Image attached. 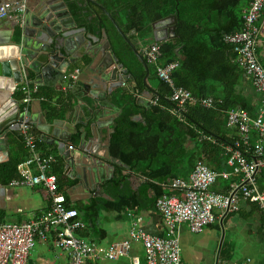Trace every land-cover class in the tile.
I'll return each instance as SVG.
<instances>
[{
	"label": "crops",
	"instance_id": "1",
	"mask_svg": "<svg viewBox=\"0 0 264 264\" xmlns=\"http://www.w3.org/2000/svg\"><path fill=\"white\" fill-rule=\"evenodd\" d=\"M8 1L10 0H6L5 2ZM28 1L30 6L32 0ZM230 7L232 6L229 3H224L222 12H214L215 18L218 21H225L229 14ZM246 9L247 8H245V11ZM72 13L75 16L76 21L81 23L77 13L75 11H72ZM17 24L19 25V30L24 34L25 27L23 28L18 22ZM92 34L93 33H90L88 29L85 33H82L85 37L91 36ZM162 38L166 39L163 35ZM143 42L144 41L139 38L137 44L143 46ZM261 44L263 43H260L259 50H261L263 54L260 56V59L264 62V47H262ZM138 45L136 46L138 47ZM146 46H143L142 48ZM121 56H124V53ZM122 60L124 59L122 58ZM84 69L88 70L87 66L80 67L76 63L71 67L72 71H67L64 81L72 83L76 88V84H73V76L75 74L79 75ZM37 79L38 78L31 79L27 77L26 74L24 78L16 79L18 87H25L30 83V88H32V90L24 92V98L20 99L19 97V99L22 103L23 110L33 115V121L28 127L10 133L9 149L7 150L9 155L4 156L0 154V163L6 162L12 152L17 150L15 142L18 135L24 136L26 150L28 151V157L30 158H42L41 156L46 152L56 151L55 154L61 157L65 165L64 177L60 179L62 182L60 190L65 193L60 192L58 178L55 175H52L57 179L58 193H60L59 195H64L66 197L68 208L79 210L80 217L78 220L84 223L85 228L76 230L75 236L82 238L90 244L96 246H108L114 241L126 240L133 220H138L142 228L149 235L156 238L167 237L169 228L165 216L157 206L158 200L169 194L178 195L184 198L186 195L185 191H183L182 188H172L173 182L181 180L185 181V183H190L195 168L199 164L205 166L209 163L213 164L215 156L218 155L212 154L211 157L207 158V156L200 155L197 151H192L191 156L194 158V163L190 169L185 171V176L174 179H145L141 175L136 174L137 172L133 171L131 167L113 157L109 150L110 139L115 132V129H113L115 120L123 113L119 97L120 89L131 88V83L133 81L130 83L126 80L121 82L120 87H117L111 95H108L107 100L103 98L104 94L99 92L104 103L110 107L108 108V112L105 113L102 106H100L99 101L90 97H85L83 100H80L70 93H68V99L64 100L62 98L63 94L61 91H57L56 88L47 86L44 83L43 86L37 82H34V84L33 81H37ZM149 84L157 94H160L157 85L154 82H149ZM35 87L38 88L37 90H39L42 95H37L38 91ZM76 90H78V88H76ZM143 94L144 91L142 93H136L138 115L133 117V121L140 122L141 124L146 123L145 116L142 112L147 113L153 106H156V99H158V96H153L152 99H149L143 97ZM12 96L15 97V95ZM27 98L29 99L28 103L25 102ZM263 98L262 94L258 95L256 92L254 103L257 108L263 104ZM58 99H60L61 107L65 102H70L72 104V109L67 110L57 108L59 104V101H57ZM139 101H141V104L138 103ZM109 103L114 105L115 108L114 106H110ZM172 106L174 108V105ZM53 114L55 116L52 117L51 115ZM109 114H112V116L108 118L107 116ZM172 114L177 117L173 113V110ZM55 121L62 122L64 125L72 124L69 128L72 130L75 129L72 140L74 146H79L81 144L82 137L85 134L88 139L93 138V125L98 124L101 126L100 133H97L99 152L101 156L106 159L107 163L109 160H113L125 165L122 166V164H120L121 168L124 169V172L129 175L130 187H128V189L136 192L134 194L136 195L135 200L130 202V205H132L133 208L122 207L118 210L119 212L104 210L102 202L104 199L112 200L111 193L113 192L108 194L107 188V197L105 198L102 196L103 192H100V184L98 183V181H100L99 177L88 182V185L95 186V188L89 189V187L85 186L86 184H82L80 172L75 170L74 167H71V171L68 173V165L61 155L59 147L52 143L53 136H45L39 129V127H43L45 122H48L49 129H52V125ZM180 122L182 121L180 120ZM59 127L64 126L62 125ZM57 128L58 127H56V130ZM31 130L38 132V136L34 135ZM95 132H97V130H95ZM26 136L35 138L34 147L27 145ZM78 136L79 139H77ZM182 136L185 137L184 135ZM39 141H43L44 144L40 149L38 147ZM70 145H72V143ZM193 145L194 143L192 140L188 139L186 141V146L189 148H192ZM50 155H52L54 161H56L55 155ZM94 159L87 160H91V162L93 161L95 166H97V162ZM96 159L98 162L101 161L100 157H96ZM25 160L18 166L17 178H14L7 184H0V211H2L1 218L3 220L0 225L6 223L19 226L26 224L32 221L36 215L44 214L52 207V201H48L47 199L49 193L45 186L13 185V183H20L22 181L20 168ZM166 161V159H162V162ZM117 167L119 166H116V170ZM225 167L226 166L223 165L220 168ZM210 169L212 168L210 167ZM212 170L225 174V176L215 183L213 188L219 194L234 196L238 200L239 210H217L216 222L207 226L202 233L193 232L188 223H179L176 228V236L179 239L182 248L183 264H245L247 260H250L252 264H264V214L256 204L250 203L249 200L244 197L242 193V185L244 184V182H242L243 175L234 174L232 171H221V169ZM46 172L49 173V170L46 169ZM116 174V171L112 173L111 177L106 182L108 185H110L109 182L112 181ZM252 179L253 185H255L258 190H264V165L253 174ZM145 184L148 186L149 184L153 185L148 187ZM156 187L161 188L162 192ZM23 188L30 189L17 190ZM92 192L96 199H91L89 197V194ZM56 241V231H51L46 241L37 240L34 251L29 259V264H69L71 259L69 253L62 257L60 255L59 258L53 257V253L56 250ZM143 252L144 249L142 245L136 243L131 250L130 256L123 257L117 261L100 259L97 261V264H132L131 255H142Z\"/></svg>",
	"mask_w": 264,
	"mask_h": 264
},
{
	"label": "trees",
	"instance_id": "2",
	"mask_svg": "<svg viewBox=\"0 0 264 264\" xmlns=\"http://www.w3.org/2000/svg\"><path fill=\"white\" fill-rule=\"evenodd\" d=\"M224 3H229L232 7L229 9L227 19L218 21L214 12H222ZM119 5L120 11L126 16H121V20L117 22L125 33L134 28L141 30L144 26L142 19L146 17L151 16L155 20L157 17L178 16L180 37L173 41H163L161 64L179 62L180 67L173 74L175 85L188 89L195 96L212 97L215 102L211 108L199 104L188 105L185 120L180 122L172 114L171 89L159 79L157 69L150 64L151 75L148 82H154L160 94L156 99V106L147 113L142 112L146 123L133 121V117L138 115L136 93L145 90L146 70L106 17L102 22L107 33L110 37H118L122 41L123 61L135 77L131 88L120 89L119 92L123 113L113 126L115 132L110 139V154L148 180L185 176V171L194 163L192 151H197L207 158L217 154L214 163L207 166L234 173L228 163L231 157L230 148L234 147L244 152L245 144L237 130L228 128V112L246 110L254 119V111L257 108L254 103L256 88L252 79L235 63L234 48L225 42V37L242 29L243 15L245 8L249 6V0H120ZM131 15L136 19L129 22ZM100 23H89V30L97 35ZM261 43L264 44V32ZM38 94L42 95L41 92H37ZM16 97L23 99L24 93ZM57 108L70 110L72 104L65 102L62 107ZM31 132L38 136V132L34 130ZM188 139L194 143L192 148L186 146ZM258 143L264 144V135L253 127L248 144L252 147L251 152H254ZM15 144L17 150L12 152L6 162L0 163V184H7L17 178L19 164L29 156L24 136L18 135ZM43 146V141H39V149ZM55 153L56 151L46 152L43 156L55 155L56 161L49 174L58 178L60 190L62 183L60 179L64 177L65 165L61 157ZM162 159L167 161L162 162ZM223 165L226 167L220 168ZM116 172L109 182L110 185L108 183L106 185L108 194L113 192L112 200L104 199L102 202V207L106 211L119 212L122 207L133 208L130 202L136 198L134 195L136 192L128 189L129 175L121 166L117 167ZM151 185L153 184H149ZM156 188L162 192L161 188ZM60 192L65 193L62 190ZM1 215L2 211L0 223L3 222Z\"/></svg>",
	"mask_w": 264,
	"mask_h": 264
},
{
	"label": "built area",
	"instance_id": "3",
	"mask_svg": "<svg viewBox=\"0 0 264 264\" xmlns=\"http://www.w3.org/2000/svg\"><path fill=\"white\" fill-rule=\"evenodd\" d=\"M12 7L13 5L9 2L3 3L0 6V19L13 18L24 28L28 2L17 5L16 9ZM243 22L242 29L226 36V43L234 48L235 63L252 79L256 91L264 96V66L260 59L263 53L259 50L264 32V0H249ZM144 50L155 60L154 56L161 51V48L146 46ZM179 67L178 62L170 63L166 67L158 66L157 73L159 79L171 89L170 101L174 105L173 113L183 120L188 105L199 104L205 108H211L215 100L212 97L195 96L188 89L175 85L173 74ZM23 88L24 92L32 90L30 83ZM35 89L38 88L35 87ZM25 102L28 103L29 99L27 98ZM21 127L25 128L28 125L22 124ZM253 127L264 135V98L263 104L254 111V119L246 110L228 112V128L237 130L245 144L244 152L234 147L230 148L229 166L233 168L234 174L243 175L244 197L250 203L256 204L264 214V190H258L253 185L252 179L253 174L264 165V144L258 143L254 152H251L252 147L248 144ZM26 141L28 146L34 147V137L26 136ZM41 157L23 162L20 168L22 181L13 185L45 186L49 193L47 199L52 201V207L44 214L36 215L26 224L0 225V264H29L37 240L46 241L51 231L57 233L53 257L59 258L60 255L62 257L69 253L71 256L69 264H97L100 259L117 261L130 256L136 243L142 245L144 252L142 255H131L132 264H183L182 248L176 236L179 223H188L193 232L202 233L207 226L216 222L217 210H239L238 200L234 196L222 195L214 191L213 186L225 174L199 164L192 173L190 183L177 180L172 184V188H182L185 191L184 198L169 194L158 200L157 206L165 216L169 228L167 237L151 236L142 228L138 220H133L126 240L114 241L108 246H96L75 236L76 230L83 229L85 226L78 220L79 210L68 208L66 197L59 195L56 177L33 169L34 161L39 162L40 168H45L44 163L54 161L52 155ZM245 264L252 263L247 260Z\"/></svg>",
	"mask_w": 264,
	"mask_h": 264
},
{
	"label": "water",
	"instance_id": "4",
	"mask_svg": "<svg viewBox=\"0 0 264 264\" xmlns=\"http://www.w3.org/2000/svg\"><path fill=\"white\" fill-rule=\"evenodd\" d=\"M5 1L0 0V6ZM89 2L97 5L96 1ZM78 6L81 7L80 4ZM27 8L24 34L19 30L15 19H0V62L3 63V68L0 67V154L4 156L9 155L7 150L9 149L10 133L20 131L22 123L30 125L33 121V115L23 110L20 99L12 96L14 89L9 83L5 84L4 78L22 79L26 74L31 79L38 78L33 83L37 82L41 86L44 83L59 89L65 80L67 71H72L71 67L77 63L75 58L78 51L84 50L88 51L87 54L93 58V63L87 66L88 70L84 69L79 75L75 74L76 78L73 76V84H76L78 90L87 88L98 93L102 92L103 98L107 100L108 95H111L117 87H120L121 82L126 80V77L116 74V71L110 70L109 73H106L104 70L102 72L95 65V61H98L99 64L104 62L103 43L99 42L94 33L88 37L82 35L87 31V28H80L79 22L76 21L72 13L73 6L70 0H32L30 6L28 1ZM107 15L144 65L146 76L143 97L152 99L153 96H159L148 82L151 74L149 64L141 55L138 47L129 41L117 20L111 14L107 13ZM104 36L107 35L104 34ZM167 39L168 36L166 39L158 38L157 40ZM127 72L128 70L125 71V73ZM138 103L141 104V101ZM109 105L114 106L110 103ZM62 124V122L55 121L52 129H49L48 122H45L39 129L45 136H53L52 143L59 147V151L68 165V173L71 171V167H74L80 172L82 184L92 188L95 186L88 185V182L101 176L102 180L98 181L99 189L100 192H104L102 186L106 182L107 170L105 163L102 162L104 158L99 152L97 141V133H100L101 126L93 125V138L88 139L85 134L81 144L74 146L72 140L75 129L69 128L72 124L69 127L65 125L59 127ZM56 127H58L57 130ZM71 143L72 145H70ZM96 157H100L101 161L98 162ZM87 159H94L97 166L93 161ZM122 166L125 165L122 164Z\"/></svg>",
	"mask_w": 264,
	"mask_h": 264
},
{
	"label": "bare ground",
	"instance_id": "5",
	"mask_svg": "<svg viewBox=\"0 0 264 264\" xmlns=\"http://www.w3.org/2000/svg\"><path fill=\"white\" fill-rule=\"evenodd\" d=\"M8 2L13 5L12 9H16L17 5L27 3L28 0H10ZM119 10H120V8H119ZM107 13H109V12H107ZM144 14L148 15V13H144ZM150 17H146V18L142 19L144 26L141 30L134 28L129 33H125V34L128 36L130 42H132L131 39H132L133 35L145 36L147 40H149L151 38L152 41L149 44V46H159L161 48V51L154 56L156 58L155 60L146 54L144 48H140V49L138 48L141 55H143V57L145 58V60L149 64V67H150V64L153 65L156 69L158 66L166 67L170 63L165 64V65L161 64L162 43L163 42H160L157 40L158 39V33H159V27L160 26L164 27V32H166L168 35H170L169 39L165 42L173 41V40H176L178 37H180L179 27H178V24H173L169 17H162L161 19H155V20L152 19V17L151 18ZM135 19H136V17L131 15V16H129L128 20L130 22V20L133 21ZM104 34H106L107 36L105 37ZM96 37L99 39L100 43L101 42L103 43L102 46L104 48V51H103L104 62L102 64H99L98 61H95V65L98 67V69H100L102 72L104 70H106V71H104L106 73H109L108 71H110V70L113 72L116 71L117 72L116 74H118L122 77H126L125 79H126V81H128V83L134 81L135 80L134 75L129 71V68L127 67L125 62L122 60L121 55L124 53L123 47L118 46L116 44V42H114L113 39L109 36V34L107 33V29L104 25V22L100 23L99 33L96 35ZM122 38L126 42V44L129 45L128 41L123 36H122ZM226 38L227 37H225V42H227ZM122 44L123 43L121 41V45ZM95 51H97V50H95ZM87 53H88V51H84V50L78 51L77 56L75 58L77 60L78 66L85 67V66L90 65V63L91 64L93 63V58ZM261 63L264 66L263 61H261ZM0 67L3 68L2 62H0ZM126 70H128L127 73H125ZM150 71H151V69H150ZM4 79H5L4 80L5 84L9 83V85L11 87L13 86V89H14L13 95L19 96V95H22L24 93V88L22 86H19V87L17 86L16 78L7 77ZM4 81H3V83H4ZM56 90L61 91V93L63 94L62 98L64 100L68 99V93H70L73 96H76L77 98H79L80 100H83V98H85V97H90V98H93V99L99 101L103 110L105 111V113L108 112V108H110L107 104L104 103L100 94L95 90L87 89V88H84L83 90H76V88L72 85V83L67 82V81H64L61 84L60 88L56 89ZM37 91L40 92L39 90H37ZM57 101H59L58 106H61L60 105V99H58ZM110 116H112V114H109L107 117L109 118ZM184 120L185 119H183L181 121L184 122ZM62 125L64 126V123ZM65 126L69 127L70 125L65 124ZM21 128H23V127H21Z\"/></svg>",
	"mask_w": 264,
	"mask_h": 264
},
{
	"label": "flooded vegetation",
	"instance_id": "6",
	"mask_svg": "<svg viewBox=\"0 0 264 264\" xmlns=\"http://www.w3.org/2000/svg\"><path fill=\"white\" fill-rule=\"evenodd\" d=\"M89 1H94V2L96 1L97 5H95L94 3H90ZM119 1L120 0H88V1L87 0H70L73 6V11L77 13L78 18L81 21V23L79 22L80 27H86L90 33H93V32L89 30V23H97V22L105 20L106 17L108 18L107 12H109L116 20H121L120 18L121 16H126L124 12H121L119 10L120 8ZM121 1H130V0H121ZM78 4H80L81 7H79ZM161 18L162 17H157V19H161ZM169 18L173 24L179 23L177 15L171 16ZM162 35L165 37L168 36V39H169L170 35L164 32V27L160 26L158 38L163 40L164 38H162ZM103 161L105 163L106 170H107V175H106V182H107L109 178L111 177L112 173L116 171V166H120V163H116L113 160H109L107 163L105 158L103 159ZM99 179L101 181L102 177L99 176ZM106 182L102 186L104 191L107 190L104 188L107 185Z\"/></svg>",
	"mask_w": 264,
	"mask_h": 264
},
{
	"label": "rangeland",
	"instance_id": "7",
	"mask_svg": "<svg viewBox=\"0 0 264 264\" xmlns=\"http://www.w3.org/2000/svg\"><path fill=\"white\" fill-rule=\"evenodd\" d=\"M6 19H7V18H6ZM228 35H230V34H228ZM228 35H227V36H228ZM111 38L113 39L114 42H116V44H117L118 46H122V47H123V44L121 45V41L118 39V37H113V36H111ZM139 38H141V39L144 41V42H143V43H144L143 46L149 45V44L151 43V41H152L151 38H150L149 40H147L145 36H139V35H133L131 40H132V42H133L134 44L138 45L137 43H138ZM143 46L138 45L139 48H142ZM261 46L264 47L263 44H261ZM123 51H124V48H123ZM178 63H179V62H178ZM179 65H180V63H179ZM256 92H257L258 95H261L260 92H258V91H256ZM256 92H255V95H256ZM262 97H263V95H262ZM185 116H186V114H185ZM113 129H115V128L113 127ZM31 160H32V158L28 157V158L25 160V162H28V161H31ZM54 164H55V161H49V162L43 164L45 168H40V166H39V162H38V161H34L33 164H32V167H33V169L37 170V172H42V171H44L48 176H52V175H50L49 173L46 172V169H48V170L50 171ZM90 188H92V187H89V189H90ZM104 188L106 189V187H104ZM26 189H30V188H23V189H17V190H26ZM129 190H130V189H129ZM102 196L105 197V198L107 197V193H106V191H104V194H103ZM89 197H91V198H93V199H96V198L93 196V192H92L91 194H89Z\"/></svg>",
	"mask_w": 264,
	"mask_h": 264
}]
</instances>
